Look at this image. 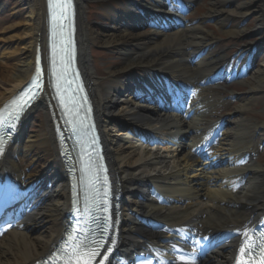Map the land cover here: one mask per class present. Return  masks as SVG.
Listing matches in <instances>:
<instances>
[{"label":"bare ground","instance_id":"obj_1","mask_svg":"<svg viewBox=\"0 0 264 264\" xmlns=\"http://www.w3.org/2000/svg\"><path fill=\"white\" fill-rule=\"evenodd\" d=\"M85 1L74 0L77 56L92 91L109 178L114 194L119 197L120 209L113 233L120 241L123 254L146 240L153 242L156 236L167 238L163 242L172 241L169 234L179 226L216 233L255 224L264 212V164L257 161L259 146L264 141V126L251 123L245 116L253 111L252 102L264 88V63L254 71L250 81L240 82L246 85L247 91L233 110L236 119L231 122L232 113L228 114L229 126L218 138L211 139L212 152L197 158L193 150L202 144L206 132L215 133L213 128L221 119L214 115L220 96L234 94L228 91V84L211 86L223 72L239 80L244 74V71L220 69L228 61L217 51L219 37L210 29L230 39L252 33L255 29L249 27L228 30V24L234 18L247 20L257 3L258 12L254 16L257 27L264 26V0H249L243 5H236L235 0H209L204 16L195 17L179 31L166 4L158 0H126L125 9L130 17L121 23V28L115 18L114 26L102 27V33L88 20ZM97 1L118 5L124 2ZM21 3L24 9L13 12L11 17L17 19L16 23L0 33V109L35 75L38 55L44 79L47 78L45 0H21ZM177 3L186 9L191 7L185 1L186 5ZM111 11L118 16L114 9ZM146 27L151 30L143 31ZM94 45L120 51L123 61L107 67L106 73L99 66L101 82L93 68ZM252 59L248 55V60ZM141 70L147 78L143 76L139 84L127 79ZM178 84L200 88L199 94L190 99L187 113L168 114L145 101L146 95L184 90ZM198 103L202 112L195 108ZM35 108L44 115L39 121V131L32 136L26 132L29 111L21 118L14 137L3 146L0 175L4 181L1 183L12 182L13 190L22 189L39 178H50L47 173L52 170V182L57 187L42 189L37 209L25 218L19 229L0 240V264H37L47 259L66 226L69 186L59 158L55 106L42 97L32 109ZM191 109L196 112L188 119ZM148 134L158 138L148 139ZM43 135L47 136L48 143L40 145ZM168 144L173 147L168 149ZM22 159L27 160L26 167L21 164ZM145 218L160 224L161 229L155 231L143 226ZM245 232L215 250L202 264H235Z\"/></svg>","mask_w":264,"mask_h":264},{"label":"rangeland","instance_id":"obj_2","mask_svg":"<svg viewBox=\"0 0 264 264\" xmlns=\"http://www.w3.org/2000/svg\"><path fill=\"white\" fill-rule=\"evenodd\" d=\"M135 1H144L148 2L149 0H135ZM249 0H235L234 3L236 5L238 4H247ZM208 3L209 0H201L197 4V9H194V13L192 15L193 18H198L204 16V14L208 10ZM122 5V6H121ZM85 11L86 15L88 17V20L92 24L94 28H96L98 31L102 33V27L107 28L114 26L115 20L118 19V24H120L119 28L122 27L121 23L125 20H127L128 13L126 12L127 1L124 0L123 4H116L115 2H98L97 0H87L85 1ZM115 6V7H112ZM255 6H258L257 3ZM253 6V9L251 11L252 15H249L247 17V20L243 21L242 18H234V20L228 24V30L230 29H239L240 26L243 27H249L254 28L255 30H252V33H246L242 35L240 38L236 39H230V38H222L224 37L223 34H221L216 29H210L213 32L216 33V35L219 37L218 42L216 44L217 51L221 52L225 57L226 60L230 58L238 49L246 48L251 45H255L258 42H264V26L261 24H258L259 27H257V21L255 20V15L258 12L257 9ZM260 6V5H259ZM24 7L22 6L21 0H0V33L3 31L4 28L11 24H15L17 19L13 20L11 17L14 16V13L19 10H23ZM111 9H114V11L118 12V16L114 14V12L111 11ZM257 11V12H256ZM14 12V13H13ZM191 17V18H192ZM117 18V19H115ZM121 20V21H120ZM213 27V26H211ZM93 28V29H94ZM243 29V28H242ZM257 29V30H256ZM16 33H19L18 31ZM248 37V38H247ZM222 38V39H221ZM263 48V45H262ZM1 54V49H0ZM92 61H93V68L96 74V78L100 80H103V77H101L99 74V66L103 68V72L106 73L105 69L109 66L114 65H120L122 61L121 53L118 52L116 49H109L104 50L101 47L98 46H92ZM264 63V51H260V57L258 59V62L256 66L251 70V72L248 74L247 81H250V79L253 76V73L256 69L260 68L262 64ZM232 90H234V95L236 96V101H231L228 99L232 104L230 105L229 111H231L232 115L233 110L240 105L241 99L244 97V94L246 93V85L244 83H240L237 86L230 87ZM261 95L256 97L255 100H253L252 104L253 111L246 115L245 118L248 119L251 123L259 124L260 126H264V88H262V91L260 92ZM219 107L217 108V114L219 113ZM219 109V110H218ZM228 111H222L221 113H227ZM44 118L43 112L40 110H37L32 114L31 120L28 122V128L26 129V132L29 134V136H32L33 133H37L39 131L38 125L39 121ZM263 118V119H262ZM236 119V117H235ZM234 118H232L233 121H235ZM40 145H44L48 143L47 136L43 135L41 137V140L39 141ZM26 146V145H25ZM259 162L261 164H264V150H259V156H258ZM21 164L26 167L27 160L22 159Z\"/></svg>","mask_w":264,"mask_h":264},{"label":"snow or ice","instance_id":"obj_3","mask_svg":"<svg viewBox=\"0 0 264 264\" xmlns=\"http://www.w3.org/2000/svg\"><path fill=\"white\" fill-rule=\"evenodd\" d=\"M71 0H64L63 3L60 2V0H48V4L50 8L56 9L60 8L62 11L60 12L59 19L64 20L67 19V12L65 9L66 5H70ZM53 19L56 20L57 16L53 15ZM70 43V41H69ZM53 64L55 66L56 61H53ZM60 64L63 65L62 71L59 73L54 72L53 76L57 81L60 80H66L67 74H68V65L70 64V61H65L63 57L60 60ZM42 73H38L35 80L33 81V87L30 88L28 91L24 92L23 95H19L17 99L13 100V111L15 112V118L18 119L20 114L26 109V107L32 102V100L39 95V92L36 90H42ZM57 91H60V84L56 83L55 85ZM63 102V98H61ZM71 123V121H69ZM80 127L77 128L74 126V131H78L82 133L83 135H86L87 132L90 130L89 126L84 123L83 120L78 121ZM3 152V141L0 140V153ZM92 164L91 159L89 160V165H86V168H90V165ZM101 168L103 166H100ZM104 183L107 185V177L104 178ZM91 187L95 191V195L93 196V199L91 203L93 205H103V211L107 212V190H104L103 198H99L100 190L95 188V181H90ZM99 198V199H98ZM87 199V198H86ZM99 210V207H98ZM90 211V209H89ZM106 221V226L102 229L103 231H107L108 227L111 225H107L108 217L104 218ZM69 239H73V237H69ZM107 247H103L101 245L100 241L92 240L89 243H84L83 241L76 240V242L72 245V259L73 264H105V261H109V256L113 251L112 244L113 241L109 240L106 242ZM94 245V246H93ZM264 251V250H262ZM240 252L243 255L245 253V248L241 247ZM237 264H248V261L244 260L243 258L239 259L237 261ZM259 264H264V256L261 257V260L259 261Z\"/></svg>","mask_w":264,"mask_h":264}]
</instances>
